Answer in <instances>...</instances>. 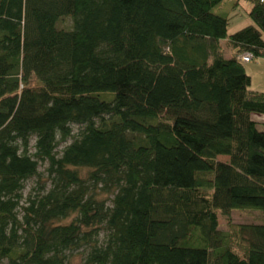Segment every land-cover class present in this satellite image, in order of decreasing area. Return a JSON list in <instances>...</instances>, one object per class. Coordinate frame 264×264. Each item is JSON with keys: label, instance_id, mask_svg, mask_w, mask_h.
<instances>
[{"label": "trees", "instance_id": "obj_1", "mask_svg": "<svg viewBox=\"0 0 264 264\" xmlns=\"http://www.w3.org/2000/svg\"><path fill=\"white\" fill-rule=\"evenodd\" d=\"M222 1L0 0V264H264V0Z\"/></svg>", "mask_w": 264, "mask_h": 264}, {"label": "rangeland", "instance_id": "obj_2", "mask_svg": "<svg viewBox=\"0 0 264 264\" xmlns=\"http://www.w3.org/2000/svg\"><path fill=\"white\" fill-rule=\"evenodd\" d=\"M234 0H224L222 2L221 6L219 8H212L213 11L223 14L224 16H227V28L226 32L230 33L236 30L237 28L248 24L246 22H243V19H247V22L249 24H253L252 19L248 16L247 10L249 8V0H239L237 4L234 3L233 6L228 7L230 4H232ZM249 20V21H248ZM71 24V20L69 16H64L60 20L56 22V25L58 27H67ZM219 52L222 54V56L226 57L230 54L229 49L227 45L225 44V38H221L219 40ZM243 66L245 68V71L250 76V88L254 89H263L264 90V62L260 60V56H255L251 58L248 61H244ZM250 116L252 119L259 120V116H264L263 112H255L252 111L250 113ZM264 120V119H260ZM258 126H260L258 124ZM79 128V125L72 124L71 130L72 132L77 131ZM33 138L31 137L30 143L32 142ZM71 140V137H67L65 141L61 142L56 146V149H60L65 143L69 142ZM59 152V151H58ZM220 159H226L227 156L224 154L217 155ZM46 163L45 162H39L38 163V170L41 171L40 178H45V168ZM80 171L83 173L85 170L84 168H81ZM36 176H30L25 179L24 181V187L22 189V195L23 197L27 194L29 191H33L34 187L38 186V181L36 180ZM101 195H105L104 193H101ZM107 197V196H106ZM253 213V214H252ZM231 218L233 221H247V220H256L255 218V212L254 211H248V210H238L234 209L231 212ZM218 228L225 229V220L221 216V214L218 212ZM103 233L98 234V241L102 240ZM84 250L82 248L79 249H73V250H67L66 251V263L67 264H83L82 259V252Z\"/></svg>", "mask_w": 264, "mask_h": 264}, {"label": "crops", "instance_id": "obj_3", "mask_svg": "<svg viewBox=\"0 0 264 264\" xmlns=\"http://www.w3.org/2000/svg\"><path fill=\"white\" fill-rule=\"evenodd\" d=\"M239 0H237V3H238ZM224 2V0L222 1ZM221 2V4H222ZM250 3V2H249ZM250 6V4H249ZM249 21V20H248ZM243 22H246L249 24V22H247V19H243ZM228 47V46H227ZM229 49V48H228ZM260 60L264 62V55H260ZM254 89V88H253ZM258 90H263V89H258ZM260 119H264V116H259V120H255L256 121V124H259L260 126L259 127H262L264 128V120H260ZM255 212V211H254Z\"/></svg>", "mask_w": 264, "mask_h": 264}, {"label": "built area", "instance_id": "obj_4", "mask_svg": "<svg viewBox=\"0 0 264 264\" xmlns=\"http://www.w3.org/2000/svg\"><path fill=\"white\" fill-rule=\"evenodd\" d=\"M238 59L240 61H248L250 60L253 56L250 51H243L237 55Z\"/></svg>", "mask_w": 264, "mask_h": 264}]
</instances>
